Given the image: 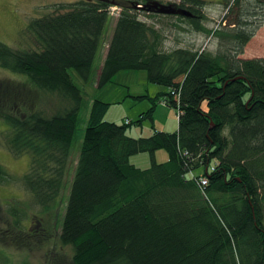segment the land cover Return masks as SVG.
<instances>
[{
    "label": "trees",
    "instance_id": "trees-1",
    "mask_svg": "<svg viewBox=\"0 0 264 264\" xmlns=\"http://www.w3.org/2000/svg\"><path fill=\"white\" fill-rule=\"evenodd\" d=\"M205 1L169 5L190 13L178 12L175 24L205 34L206 47L166 48L164 28L140 16L151 0L59 4L29 23L38 50L0 41V67L27 75L30 84L0 79V119L9 126L3 142L16 156L30 155L20 180L42 219L65 204L59 240L72 247V264H264V57H241L264 24V0H222L228 12L217 29L207 25ZM113 7L120 11L97 86L122 70H145L168 90L136 96L150 107L122 123L105 120L110 103L95 99L76 152L86 100L70 71L90 80ZM32 89L63 102L47 114L35 107ZM160 103L178 110L177 130L155 129ZM148 120L153 134H127ZM162 149L169 158L157 162ZM143 152L151 154L150 167L131 162ZM10 180L0 164V183ZM28 205L12 202L5 243L48 238L44 223L28 229ZM6 254L0 250V264L10 262Z\"/></svg>",
    "mask_w": 264,
    "mask_h": 264
},
{
    "label": "rangeland",
    "instance_id": "rangeland-1",
    "mask_svg": "<svg viewBox=\"0 0 264 264\" xmlns=\"http://www.w3.org/2000/svg\"><path fill=\"white\" fill-rule=\"evenodd\" d=\"M74 0H0V41L15 49L38 50L39 44L35 34L29 31V23L32 19L41 17L52 12L59 4L73 2ZM152 1V0H151ZM181 0H155L152 1L148 9L140 8L141 18L149 24H155L158 28H164L167 35L166 48L178 45L196 44V46L206 47L210 39L202 33L184 32L179 30L177 13L173 15L160 12L162 6L159 4L180 3ZM222 0H206L204 12L208 16L207 25L212 29L221 28L223 18L227 15L228 8L221 3ZM158 8V9H157ZM153 9V10H151ZM155 10V11H154ZM120 8H111L112 18L108 20L104 36L98 49L93 72L89 81H85L75 69H71V74L75 82L82 88L86 104L80 113V125L78 141L75 145L76 152L79 150L80 142L83 139L84 129L87 125L92 103L95 99H100L110 103L105 115V120L122 123L124 120H137L140 113L148 110L150 103L147 100H137L135 97L147 94L151 95L165 92L168 87L152 83L145 70H122L118 72L104 87L97 86L98 71L103 64L109 40L113 34L115 17L119 14ZM154 11V12H153ZM166 13V12H165ZM225 24V23H223ZM186 25H181L185 27ZM181 29V28H180ZM178 37L181 42L178 41ZM216 41L209 45L215 50ZM217 44V43H216ZM241 57L253 58L264 57V24L256 31V34L249 41ZM0 79H11L20 83H28L29 78L25 74L14 72L10 69L0 67ZM30 85V84H29ZM36 108L43 109L47 114H51L63 102L57 94L42 92L32 89ZM156 123V124H155ZM157 130L173 132L178 129V110L169 106L159 104L157 108V120L154 122ZM9 129L6 122L0 119V164L12 175V180L0 183V250L10 256L7 264H56L55 259H62L63 264H72L73 250L71 246H63L59 240L61 222L65 212V204L51 212L50 215L42 219L41 208L33 204L31 195L21 182L22 176L29 170L30 155L16 156L4 145L3 137L5 131ZM154 128L151 121H145L142 125L132 124L127 129V134L132 137L149 136L153 134ZM157 162H165L169 156L165 150H158L155 154ZM131 160L138 166L147 168L152 165V158L149 152L138 153L132 156ZM14 200H21L28 203L30 207V221L28 229L32 233L35 229L43 227L48 230V238L37 242V237H32L28 243L17 247L13 243H5L1 236L10 231L12 222L8 209ZM12 209V207H11ZM45 221V222H43ZM9 223V224H8ZM42 223H44L42 225ZM6 254V255H7Z\"/></svg>",
    "mask_w": 264,
    "mask_h": 264
},
{
    "label": "water",
    "instance_id": "water-1",
    "mask_svg": "<svg viewBox=\"0 0 264 264\" xmlns=\"http://www.w3.org/2000/svg\"><path fill=\"white\" fill-rule=\"evenodd\" d=\"M162 8H160V11L162 12H172V13H182L184 15H190V13L187 10H180L178 11L177 9L173 8L171 5H161Z\"/></svg>",
    "mask_w": 264,
    "mask_h": 264
},
{
    "label": "crops",
    "instance_id": "crops-1",
    "mask_svg": "<svg viewBox=\"0 0 264 264\" xmlns=\"http://www.w3.org/2000/svg\"><path fill=\"white\" fill-rule=\"evenodd\" d=\"M148 92V94H150L149 92V90L147 91ZM151 95V94H150ZM161 104H163V105H166L165 103H160V105ZM167 106V105H166ZM156 120H157V110H156V113H155V115H154V122H156ZM156 124V123H155ZM158 129V128H157ZM132 158V157H131ZM131 162L133 163V164H135V165H137L138 166V164H136V162H133L132 160H131ZM140 167V166H139Z\"/></svg>",
    "mask_w": 264,
    "mask_h": 264
},
{
    "label": "built area",
    "instance_id": "built-area-1",
    "mask_svg": "<svg viewBox=\"0 0 264 264\" xmlns=\"http://www.w3.org/2000/svg\"><path fill=\"white\" fill-rule=\"evenodd\" d=\"M200 180H201L202 184H204V185L207 183L206 177H201Z\"/></svg>",
    "mask_w": 264,
    "mask_h": 264
},
{
    "label": "flooded vegetation",
    "instance_id": "flooded-vegetation-1",
    "mask_svg": "<svg viewBox=\"0 0 264 264\" xmlns=\"http://www.w3.org/2000/svg\"><path fill=\"white\" fill-rule=\"evenodd\" d=\"M152 1H155V0H152ZM158 1H160V0H158Z\"/></svg>",
    "mask_w": 264,
    "mask_h": 264
}]
</instances>
